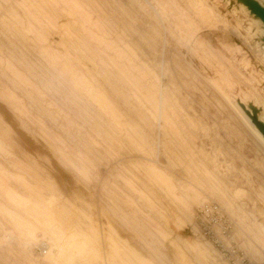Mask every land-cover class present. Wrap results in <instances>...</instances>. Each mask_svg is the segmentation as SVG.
<instances>
[{
  "label": "rangeland",
  "instance_id": "rangeland-1",
  "mask_svg": "<svg viewBox=\"0 0 264 264\" xmlns=\"http://www.w3.org/2000/svg\"><path fill=\"white\" fill-rule=\"evenodd\" d=\"M233 7L0 0V264H230L196 227L212 203L263 264L264 149L209 84L264 102Z\"/></svg>",
  "mask_w": 264,
  "mask_h": 264
},
{
  "label": "bare ground",
  "instance_id": "bare-ground-1",
  "mask_svg": "<svg viewBox=\"0 0 264 264\" xmlns=\"http://www.w3.org/2000/svg\"><path fill=\"white\" fill-rule=\"evenodd\" d=\"M233 1L235 2V7H233V9L231 10L232 14L235 15L236 17L238 14L244 16V18L248 22V28L245 29V33H247L251 37V39H253L254 37H258V39L260 40V43H256V46H257V48L260 49V51H262L264 53V24L262 23V21L259 18H257L255 15H253L251 13V11L249 9V5H248L249 2L252 1V2L257 3L261 8L264 9V0H233ZM261 61H263V60L261 59ZM263 81H264V78H263ZM256 83H254V84H256ZM209 84L214 89V91L222 98V100H224L225 103L231 107L232 111L239 118L238 120H241V122L243 123L242 125H244V127H246V129L249 130L250 134L253 135V137L259 142L258 144H261L263 146V149H264V135L261 133V131L259 130V128L257 126V124L264 125V102L259 100L258 98H256L255 96H253L251 94H244L243 98H240L239 96H233V97L231 96L230 97L229 96L230 94L229 95L225 94V92L223 91V88L219 84V82L210 80ZM252 109L258 111V114L256 115L255 120H252V117H253ZM225 216H227V215H225ZM228 220H229L231 228H232L231 232L229 233V237L223 238L222 236H220V238H222L221 241L226 248H229L230 245H232V243H233L231 240V234L233 231V224L229 218H228ZM204 239L208 243L211 244V242L208 241L206 238H204ZM49 250H50V248H49L48 243L44 241V242H41L38 246H36L32 250L31 254L33 256H37V257H44L48 254ZM217 251L220 253L219 250H217ZM221 256H222V254H221ZM224 260H226V259L224 258ZM263 264H264V262H263Z\"/></svg>",
  "mask_w": 264,
  "mask_h": 264
},
{
  "label": "built area",
  "instance_id": "built-area-1",
  "mask_svg": "<svg viewBox=\"0 0 264 264\" xmlns=\"http://www.w3.org/2000/svg\"><path fill=\"white\" fill-rule=\"evenodd\" d=\"M195 223L198 232L210 241L230 264H253L233 243L229 248L223 245L220 236L229 237L232 228L227 216L217 204H204L200 207Z\"/></svg>",
  "mask_w": 264,
  "mask_h": 264
},
{
  "label": "water",
  "instance_id": "water-1",
  "mask_svg": "<svg viewBox=\"0 0 264 264\" xmlns=\"http://www.w3.org/2000/svg\"><path fill=\"white\" fill-rule=\"evenodd\" d=\"M249 9L253 15H255L257 18H259L262 23L264 24V9L261 8L257 3L250 1L249 2ZM252 120L256 119L257 111L252 109ZM259 130L264 135V125L257 124Z\"/></svg>",
  "mask_w": 264,
  "mask_h": 264
}]
</instances>
